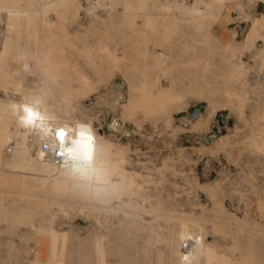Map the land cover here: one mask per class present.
<instances>
[{"label": "rangeland", "instance_id": "obj_1", "mask_svg": "<svg viewBox=\"0 0 264 264\" xmlns=\"http://www.w3.org/2000/svg\"><path fill=\"white\" fill-rule=\"evenodd\" d=\"M1 1L4 9L28 6L27 0ZM135 3L131 13L113 15L117 25L126 22L127 38L93 30L86 11L92 5L82 4L78 17L67 19L57 41L72 55L74 76L83 84L67 82V75L46 76L32 61L29 69L21 65L17 50L38 54L54 40L43 31L41 12L34 18L39 32L28 31L23 21L11 47L0 36L5 50L0 57V131L13 132L7 144L0 137V158L12 160L10 167L0 166V264H180L179 233L185 225L205 241L207 264H264V116L256 113L264 108V26L245 45L252 21L264 17V0L214 3L208 11L213 8L219 22L207 17L206 35L198 42L182 36L162 41L140 9L151 1ZM54 9L52 4L44 8L56 20ZM115 44L127 45L143 71L125 65L112 69L109 56ZM163 51L168 59L162 66L170 76L157 81ZM243 96L247 103L241 102ZM23 105L36 109L40 118L23 122ZM77 119L91 121L103 138L100 172L107 176L121 158L126 172L110 177L103 195L97 192L102 181L88 192L86 184L66 178L56 179L49 193L39 191L43 180L38 174L47 168L37 164L38 153H31L28 141L50 136L56 122ZM10 143L16 151L6 153ZM24 174L28 181L20 182ZM41 226L50 233L45 235Z\"/></svg>", "mask_w": 264, "mask_h": 264}, {"label": "bare ground", "instance_id": "obj_2", "mask_svg": "<svg viewBox=\"0 0 264 264\" xmlns=\"http://www.w3.org/2000/svg\"><path fill=\"white\" fill-rule=\"evenodd\" d=\"M27 1H28L27 8L24 9V7L22 6V8L24 10L17 9L18 7L17 8H12V9H4V8H1L0 7V26H1L0 27V36L2 35L1 37H4L5 44H7L10 47L13 45V43L15 41L14 40V36H15L14 35V32H15L16 26H17V24H23V21H24L25 26H26L25 28H27L28 31H31L32 29H35V32H39V30H41V28L40 27L36 28V25L38 23H36L34 21V18H35V15H39L40 12H41V14H42L41 17H40V22L41 23L40 22L39 23L43 25V31H44V33L46 35H50L51 37H54V40L53 41H49V40H52V39H49L48 40L49 42L47 44L46 49L45 50H40V52L38 54H34V53L33 54H27L25 48H21L20 50H17L16 49L18 51V53L20 51L19 61H20L21 65L24 66V67H28V69H29V66L28 65L32 61V62H34L35 66H36V69L39 72L44 73L46 76H50L53 79H60L61 77H63V75H67V78H66V79H68V81L66 80L67 82L74 83L75 81H77V82L83 84L84 81L82 82V80H80V79H78L77 77L74 76V73L76 72V64L72 61L73 59H71L72 55L70 54L71 55L70 56L68 53H66L65 49H63L60 46L61 43L59 44V42L57 41L58 34L61 31H64L65 32V30H66L65 27H66V21H67V19H69V17H71L73 19H74V17H78L81 9L83 8L82 7V3L80 2V0H49L48 2H45V0H27ZM135 1H138V2L141 1L142 2L143 0H102L97 6H95V5L98 2L96 4H94V5H92L93 6V9L90 10V8H89V10H86V11L88 12V16L89 17L88 16L87 17L89 18V21L91 23V26H92V28H94L93 30L97 29V30H99V32H103L105 34H113L114 33V35H115V33L119 32L123 37H126V38L129 37V35L131 33L129 34L128 31H127V29L124 28V26L125 27L127 26L126 25V22L125 23H120L119 25H117L115 23L114 19H113V15L116 14V13H119V12L121 14H125L127 12L131 13V11H133L135 9V7H136V4L137 3H135ZM147 1H151V4L149 6H146L145 4L144 5H141L140 6V9L146 14V17H147V23H146V25H150L151 24V26L149 28L152 31V33L157 34V35L160 36L158 38H161V40H162V38H164L168 42L170 39H175L176 41H178L177 39L180 36H182V37H186L187 42L190 41V40H196L198 42V39L200 37H202V36H205L206 35V32H207V28L205 26V21L204 20H206L207 17H211V20H213L214 22H219V19H220L219 16L215 15V12L212 11L213 8L211 10L209 9V11H208V8L209 7L211 8V6L214 3H219L218 6L225 5L229 0H194L193 2H191V3H194V5L193 6L191 5V7H189V8H186V7H183V6L185 4H191V3L180 2V1H175V0H147ZM2 2L3 1H1L0 4ZM182 3H184V5ZM49 4H52L55 7L54 14L56 15V20L52 19L51 18V15L49 13H46L45 10H44V8L46 6H48ZM239 4H240V2H239ZM18 5H20V4H18ZM120 9H121V11H119ZM47 10L49 11V9H47ZM261 26H264V17L263 18H256V19H254L252 21V28L249 30V34L247 36V43H245V45L249 44L252 40H254L257 36H259V30H260L259 28ZM25 28H24V30H26ZM18 33H20V30H19ZM132 37H133V35H132ZM195 37L197 39H195ZM126 38H123V39H126ZM46 39H48V38H46ZM27 40H28V38H27ZM109 42H111V41H109ZM132 43H133V41H132ZM107 44H108V42H107ZM119 44H115L114 47H112L113 49H112V51H110V56H109V54L105 53V54H107V56L110 57V62H111L112 69L113 68H117V67H119L121 65H125V67H129V68L134 69L135 72L136 71H143V69L145 68V66H143L140 63H138L136 61L134 55H131L129 53V50H128L129 47L127 45L126 46L125 45L118 46ZM124 44H125V42H124ZM22 45L24 47V44H22ZM22 45H21V47H22ZM135 46H133V47L135 48ZM248 46L249 45H247L246 47H248ZM105 47L106 46H104V49H105ZM33 49H34V47H33ZM35 49H34V51H35ZM173 52H175V51H173ZM4 53H5V50L3 49L2 44L0 42V57H1V59L4 56ZM166 53L167 52L164 53V51L161 53V55H160L161 56L160 64L158 65V67H156V68H159L158 76H155V78L157 79V81L160 80L159 77L164 78V80L165 79L168 80V75L170 76V74H167V71L168 70L166 69L167 70L166 71L165 68H163L164 66H162L163 63L166 61V59H168ZM105 54H104V56H105ZM135 54H136V52H135ZM6 59H4V60H6ZM9 59H11V58H9ZM7 63H9V62H7ZM207 65L208 64L206 63V66ZM151 66H153V65H151ZM188 66H189V63H188ZM4 67H6V66H4ZM153 68L154 67H152V69ZM67 69H69V70H67ZM188 69H189V67H188ZM148 79H149V77H148ZM195 79L197 80L196 77H195ZM128 83H130V82H128ZM184 85H185V83H184ZM80 87H84V86H64V90H67V89L71 90L73 88L80 89ZM152 87H153V85H152ZM39 88H40V86H39ZM241 89H242V87H241ZM61 91H62V89H61ZM62 92H61V94H62ZM158 95H159V93H158ZM141 96H143V95H141ZM239 98H240V96H239ZM247 99H248V97H246V96L244 97L243 96L241 98V102L246 101V103H247L248 102ZM19 100H20V97H19ZM238 102H240V101H238ZM12 105H13V103H12ZM31 108L33 109L34 112L37 113V110L36 109H34L33 107H31ZM260 109H261V107H260ZM18 113H19V111H18ZM256 113L258 115H260V116H264V108L261 111H259V112L256 111ZM52 126H53V128L55 130H53V131L50 130V134H51L50 136H48V137H43V136L35 137V138L29 140L28 143H27V147L31 150V153L33 155L37 156V153H38V158H37L38 162H37V164L38 165H41V166H43L45 168H47V171H43V172H41V173L38 174L39 175V178L43 180V181L41 180L42 183L40 182L41 183L40 188L38 187V190L39 191L41 189H44L45 193H49V186L52 185L56 179L66 178L68 180V182H72L74 185L86 184L87 185V188H88L87 189L88 192L93 191L92 189L94 187V183L95 182L102 181L103 182V184H102L103 186L101 185L102 187H100L99 190H97V192L100 195H103L105 193V190H106V187H107L108 183H110L109 182L110 177H113L116 173H118V174L120 173L121 175H124L123 173L126 172V169L124 168V165H125V159L124 158H121L120 160L113 159V160H116V161H113L112 166H111V170H110L111 172L110 173L108 172L109 174L107 176L106 175L104 176L100 172V171H102L101 168H100V165H103L105 162L103 161V159H100L99 158L98 146H99V142L101 140H103V138L96 132V130L94 129L91 121L81 120V119L74 120L72 123L61 122L60 121V122L54 123ZM112 126L117 131H121V127L119 126L118 122L113 121V125ZM58 129H63L65 131V133H66V138H65L64 142H61L57 138V130ZM81 130H84L85 133H86V135L84 137L85 141H87L88 136L91 137V140L89 142L90 145H91L90 150L87 152V154H85L84 152H76V151H74L70 155L68 153L67 149L69 147H72V148L75 149V144L73 143V141H79L81 139L80 136H79V132ZM0 133H1V131H0ZM2 133H3V135L2 136L0 135V137L2 139V143H6V144L9 143L12 140V134H13V132L12 131H8L7 128H4L2 130ZM16 146H17V144H16ZM44 146L47 147L46 150L44 149ZM14 150H15V145L13 143H10L4 149V151L6 153H11ZM28 164H30V163H28ZM11 165H12V160L9 159L8 157L0 158V166L1 167H5L6 168V167H10ZM29 167H30V165H29ZM27 169H29V168H27ZM4 175H6V174H4ZM8 175H11V174H8ZM132 176H133V174L131 175V178H132ZM4 177L6 178V176H4ZM11 177L12 176H10V178ZM27 177L28 176H26L24 174L21 177H19V181L20 182H23V181L25 182L27 180ZM17 179H18V177H17ZM129 179H130V177H129ZM121 182H122V180H121ZM129 182H127L126 184H128ZM111 183H113V182H111ZM0 184L2 185V183H0ZM35 187H36V184H35ZM26 188H29V186L26 187ZM123 188H124V185H123ZM10 189H11V187H10ZM91 199H93V198L91 197ZM36 202L38 203V201H36ZM45 207L48 208V207H50V205L49 204H45ZM13 220H14V218H13ZM19 220H20V216H17V221H19ZM190 226L192 227V225H190ZM41 227H42L45 235L50 233V228H48L46 226H41ZM51 231H53V230H51ZM194 232L191 230V228L189 227V225L183 226L182 229H181V232L179 233L180 234V240L183 241V240H185L187 238H194L196 236L194 234ZM53 233H54V231H53ZM47 236H49V235H47ZM52 236H51V238H53ZM171 237H172V235H171ZM171 241H173V240H171ZM204 242L201 240V242L198 243L195 246L194 250L192 251V256H193V254H195V257H194L193 260L191 258L189 260H183V259H181L180 264H207L208 261H209V257L207 255L209 253H207V255L204 254V250H206V248H204L205 247ZM173 252H174V250H173ZM179 255H181V253ZM221 259H220V261H221ZM222 261H225V260H222ZM222 263H224V262H222Z\"/></svg>", "mask_w": 264, "mask_h": 264}, {"label": "built area", "instance_id": "obj_3", "mask_svg": "<svg viewBox=\"0 0 264 264\" xmlns=\"http://www.w3.org/2000/svg\"><path fill=\"white\" fill-rule=\"evenodd\" d=\"M99 0H80V2L85 6L94 5ZM180 2H193L194 0H175ZM44 149L46 150L47 147L44 146ZM201 236H195L194 238H187L182 241L181 247H180V253L181 258L183 260H189L192 257V251L195 248V246L201 242Z\"/></svg>", "mask_w": 264, "mask_h": 264}, {"label": "snow or ice", "instance_id": "obj_4", "mask_svg": "<svg viewBox=\"0 0 264 264\" xmlns=\"http://www.w3.org/2000/svg\"><path fill=\"white\" fill-rule=\"evenodd\" d=\"M39 115L38 114H33L32 116V122L39 119ZM86 133L84 130H81L79 132V136H80V140L79 141H73V143L75 144V149L72 147H69L67 149L68 153L71 155L74 151L76 152H84L85 154H87V152L90 150V140L91 137L88 136L87 141H85L84 137H85ZM57 138L61 141L64 142L65 138H66V133L63 129H58L57 130Z\"/></svg>", "mask_w": 264, "mask_h": 264}, {"label": "clouds", "instance_id": "obj_5", "mask_svg": "<svg viewBox=\"0 0 264 264\" xmlns=\"http://www.w3.org/2000/svg\"><path fill=\"white\" fill-rule=\"evenodd\" d=\"M23 113H24V115L21 117L22 121L29 123V124L32 123L33 114H38V113L34 112L30 106H24L23 107Z\"/></svg>", "mask_w": 264, "mask_h": 264}]
</instances>
